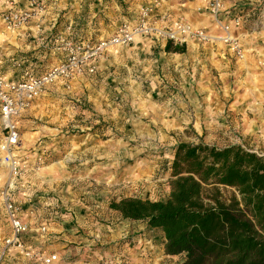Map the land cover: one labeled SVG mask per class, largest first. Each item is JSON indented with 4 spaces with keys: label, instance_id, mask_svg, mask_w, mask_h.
Masks as SVG:
<instances>
[{
    "label": "crops",
    "instance_id": "obj_1",
    "mask_svg": "<svg viewBox=\"0 0 264 264\" xmlns=\"http://www.w3.org/2000/svg\"><path fill=\"white\" fill-rule=\"evenodd\" d=\"M155 3L157 25L161 16L166 23L181 20L211 39L188 40L182 53L148 38L109 47L73 68L69 81L46 85L12 117L18 141L26 140L14 217L27 230L0 264H45L50 256L48 264L175 261L161 246L153 256L152 241L161 244V234L149 229L152 236L142 241L145 222L108 208L111 200L137 194L138 172L130 171L137 154L159 149L166 181L176 146L193 142L187 130L195 143L236 144L264 156V0H223L216 17L202 0H0L1 78L7 84L25 74L39 78L67 63L68 44L79 51L107 40L122 23L132 24L140 7ZM14 11L30 18L8 28L2 18ZM220 23L229 27L228 41L219 38ZM112 88L128 93L130 114L110 100ZM155 162L142 164L153 173ZM11 229L0 207V238L11 237Z\"/></svg>",
    "mask_w": 264,
    "mask_h": 264
},
{
    "label": "trees",
    "instance_id": "obj_2",
    "mask_svg": "<svg viewBox=\"0 0 264 264\" xmlns=\"http://www.w3.org/2000/svg\"><path fill=\"white\" fill-rule=\"evenodd\" d=\"M166 52L182 53L168 42ZM164 201L125 198L109 209L163 236L179 264H264V156L241 145L179 143Z\"/></svg>",
    "mask_w": 264,
    "mask_h": 264
},
{
    "label": "built area",
    "instance_id": "obj_3",
    "mask_svg": "<svg viewBox=\"0 0 264 264\" xmlns=\"http://www.w3.org/2000/svg\"><path fill=\"white\" fill-rule=\"evenodd\" d=\"M202 2L206 10L214 17L218 16L223 10V0H202ZM157 8L158 5L156 3L140 7L132 24L123 23L119 26L114 36L107 40L99 41L93 48L86 46L83 55L79 58L74 54L79 48L76 46L71 48L68 44V52L70 53L68 63L53 68L39 78L28 77L21 83L7 84L0 77V113L7 131V137L3 144L0 145V149L3 152L2 161L14 179L21 175V168L11 153L12 149L18 144L19 137L11 119L28 102L36 99L43 92L46 85L54 82L60 76H67L73 67L97 58L107 48L125 46L131 44L136 39L148 38L153 41L170 42L173 46H183L188 40L205 41L211 39L204 31L195 30L181 20L166 23V17L161 16V25H157L154 21ZM29 18V12L14 11L4 15L2 20L8 28H15L25 24ZM220 26L224 35L219 38L228 41V25L220 23ZM14 212L15 208L12 205H8L7 213L10 216L13 237L6 241V243L20 246L18 236L25 232L27 227L14 217ZM54 259L55 257L51 256L44 258L42 261L48 264Z\"/></svg>",
    "mask_w": 264,
    "mask_h": 264
},
{
    "label": "rangeland",
    "instance_id": "obj_4",
    "mask_svg": "<svg viewBox=\"0 0 264 264\" xmlns=\"http://www.w3.org/2000/svg\"><path fill=\"white\" fill-rule=\"evenodd\" d=\"M157 42H161V41H157ZM96 45H91V44L85 45L83 50H79V51L77 50L76 51V52H82L81 54H79L76 57L79 58V57H81L83 55V52H84L86 46H89L90 48H93ZM69 57H68V60H69ZM68 60H67V63H68ZM93 61H94V59L91 60V61L85 62L83 64H80L78 66H82L84 64H87V63H90V62H93ZM67 63H65V64H67ZM65 64H62V65H65ZM78 66H76V67H78ZM76 67H73V68H76ZM72 69L68 72L67 76H60L57 80L62 79L64 81H69L71 79V77H72ZM91 73H92V71L90 70L89 74H91ZM0 77H2L1 72H0ZM28 77H29V75L25 74V79H27ZM57 80H55V81H57ZM23 81L24 80H22V81H20L18 83H21ZM108 91H109V94H110V100L113 101L116 106H119L120 109L123 110L122 111L123 113L130 114L132 112V108H131L130 104H128V101H126V99H125V98H127V100H129V97H130V96H128L127 92H123V93L120 94V93H118L117 89H113V88L108 90ZM105 127L107 129H109L110 128V122L105 123ZM187 131H188L187 136L190 137L191 139H193V142H187V143L196 144L195 143L196 142V138H195L194 133L192 131L189 132V130H187ZM20 133H21V129H20ZM204 135H208V134H204ZM6 137H7V131L5 129V122H4V120H3L2 116H1V113H0V145L3 144V142L5 141ZM23 141H25V144H24ZM23 145H26V140H24V138H22V139L20 138V141H18V144L12 149V152H11L12 156L18 162V164H19V166L21 168V175L18 178H16V179H14L11 176V173H10L9 169L3 163V161H2L3 153H2V151L0 149V200H1L0 207L3 210V212H4V210L7 212L8 205H12L13 208H15V210H16V208L18 206V202H16L17 198H18L17 197L18 192L15 191L14 189L16 188L15 185H16L18 179L23 175V172L26 169L25 158H22L21 157L22 154H20L21 146H23ZM223 145H226V144H223ZM16 147H18L17 148L18 154H17V151H16V154H15V148ZM153 157L156 160V162H155L154 170H153V173H152L151 169H144V165L142 164V161L148 160L149 158H153ZM161 158H163V159H161ZM164 158H166V157H164V154L160 153L159 149H158L155 152H152L150 154H148V153L137 154V159H136L137 162H135L136 164L133 162V161H135L134 159L129 160V163L133 162V166L130 168V171L132 170L133 167H136V168H133V170L135 172H138L137 173L138 176L132 175V177L135 180H139L138 181L139 186H138L137 194H133L132 197H130V198H139V199H142V200H150V201H159V200L160 201H164L167 198V196L169 194V187L167 186L168 180L166 181V179L164 178V176L166 174V170H164V168H166V167L168 168V166H166L164 161H161V160H167V159H164ZM124 172H126V171H124ZM146 186H148L149 188H147ZM111 201H116V200H111ZM109 203H108V205H109ZM149 229L151 230V228L147 227L145 232H140V234L138 236V239L144 241V239H146V238L148 239V237L150 238L152 236V233H151V231ZM11 232H12L11 233V237L4 238V239L0 238V244L2 245V249H1L0 255H2V256L5 255V253L7 252V250L9 248H11L12 246L16 245V244H12V243H10V244L6 243V241H8L9 239H12V237H13L12 229H11ZM25 232H23V233H25ZM154 232L157 235L161 234L157 230H154ZM19 236H18V240L20 242ZM161 236H162V234H161ZM157 240H158V238H155V241L153 240L152 244H151L153 246H156V248H157L155 250L154 255H153L155 257H156V255H158V248H160V246L163 247V245H161L163 243V240L161 241V244H159ZM163 253H164V250H163ZM43 259L44 258H42V260ZM168 260H170V259L168 258ZM165 263H167V262H165ZM170 263L179 264V262H178V260L176 258H175V261H171V262H169L167 264H170Z\"/></svg>",
    "mask_w": 264,
    "mask_h": 264
}]
</instances>
